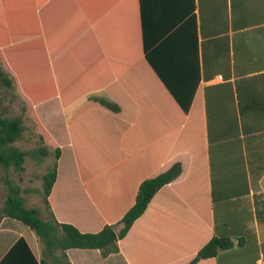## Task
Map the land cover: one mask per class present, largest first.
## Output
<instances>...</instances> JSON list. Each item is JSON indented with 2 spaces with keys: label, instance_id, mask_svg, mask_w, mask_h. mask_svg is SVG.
<instances>
[{
  "label": "crops",
  "instance_id": "1",
  "mask_svg": "<svg viewBox=\"0 0 264 264\" xmlns=\"http://www.w3.org/2000/svg\"><path fill=\"white\" fill-rule=\"evenodd\" d=\"M10 9L25 34L7 52L12 69L47 100L43 123L62 148L49 199L59 222L99 232L144 180L183 165L119 253L70 249L71 264H189L215 236L236 245L197 264H264V0H14ZM190 16L200 84L186 114L148 55L186 72L189 35L179 30ZM195 54L193 36V67ZM6 198L0 184V214ZM40 202L51 220L44 194ZM21 238L43 258L35 232L4 218L0 262Z\"/></svg>",
  "mask_w": 264,
  "mask_h": 264
},
{
  "label": "trees",
  "instance_id": "2",
  "mask_svg": "<svg viewBox=\"0 0 264 264\" xmlns=\"http://www.w3.org/2000/svg\"><path fill=\"white\" fill-rule=\"evenodd\" d=\"M13 1L0 0V65L2 68L0 69V82L8 88L14 85L17 87L19 91L18 95L25 103V111L35 122L41 146L34 154L44 158L53 155L54 163L42 178L44 201L51 212V220H45L39 209L28 208L22 196V188L13 185L9 181H6L7 198L0 214V222L4 218H11L23 223L35 232L45 246L43 258L39 260L27 242L21 238L2 259L0 264H48L46 257H50L53 264H71L67 255V251L70 249L100 250L102 257L107 258L111 254L119 253V242L128 235L134 223L146 212L155 195L163 187L177 181L181 177L183 165L177 162L169 169L144 180L139 186L135 202L131 208L127 210L119 221L106 224L99 232H82L74 224L59 222L52 211L49 199L58 180L62 148L53 142L51 135L43 123L46 117L40 107L47 100L44 96H35L28 93L26 81L21 80L12 69L7 52H10L9 47L19 37L25 35L23 32L20 36L22 30L21 32L18 30L16 34L15 30L12 29V13L10 8ZM22 1L25 2L27 0ZM179 32L184 33L186 36L189 35L190 56L186 72L178 73L173 67H167L171 64H166L167 66L160 64L154 59V53H149L148 60L164 81L179 106L188 114L200 84L197 25L192 16L182 25ZM193 36H196L194 67L192 62ZM185 64L187 66V63ZM178 74L183 78L180 81L184 82L180 88H176L173 84ZM96 101H99L113 111H119V107L116 104L106 99H96ZM24 129V125L20 119L4 118L0 112V166L6 169L13 167L18 172L25 169V159L29 155V152L13 146L15 142L22 139ZM120 225L122 227L117 231V227ZM241 243L242 240H240L239 244ZM235 245V241L231 238L215 236L199 251L189 264H197L201 260L215 258L221 251L232 249Z\"/></svg>",
  "mask_w": 264,
  "mask_h": 264
},
{
  "label": "rangeland",
  "instance_id": "3",
  "mask_svg": "<svg viewBox=\"0 0 264 264\" xmlns=\"http://www.w3.org/2000/svg\"><path fill=\"white\" fill-rule=\"evenodd\" d=\"M0 69H2L1 65ZM24 107L25 103L17 94L15 87L8 88L0 82V112L2 116L9 119H20L25 128L22 139L15 142L13 146L29 152V155L25 159V169L21 172L16 171L13 167L6 169L0 166L4 172L0 184L6 194V181L20 186L23 190L22 196L26 199V206L28 208H39L43 218H49V215L45 211V205L40 202L41 196H43L40 189L42 187L43 175L54 163V156L50 155L44 158L34 154L41 146V142L37 134L35 122L25 111ZM67 166L68 164L66 163Z\"/></svg>",
  "mask_w": 264,
  "mask_h": 264
}]
</instances>
